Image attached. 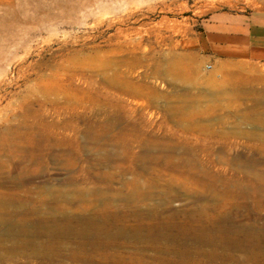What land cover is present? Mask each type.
I'll return each mask as SVG.
<instances>
[{
	"label": "rangeland",
	"instance_id": "obj_1",
	"mask_svg": "<svg viewBox=\"0 0 264 264\" xmlns=\"http://www.w3.org/2000/svg\"><path fill=\"white\" fill-rule=\"evenodd\" d=\"M1 1L0 264H264V0Z\"/></svg>",
	"mask_w": 264,
	"mask_h": 264
},
{
	"label": "crops",
	"instance_id": "obj_2",
	"mask_svg": "<svg viewBox=\"0 0 264 264\" xmlns=\"http://www.w3.org/2000/svg\"><path fill=\"white\" fill-rule=\"evenodd\" d=\"M210 41L215 50L226 48L228 52L241 58H248L254 51L264 53V19L251 22L244 30L226 40L214 38Z\"/></svg>",
	"mask_w": 264,
	"mask_h": 264
},
{
	"label": "bare ground",
	"instance_id": "obj_3",
	"mask_svg": "<svg viewBox=\"0 0 264 264\" xmlns=\"http://www.w3.org/2000/svg\"><path fill=\"white\" fill-rule=\"evenodd\" d=\"M3 1H4V0H3ZM3 1H1V2L4 3ZM6 1H7V0H6ZM9 2H11V1H9ZM9 5H10V4H9ZM9 5L6 6V7H7V8H6L7 11H9V8H8ZM4 6H5V5H4ZM13 7H14V6H13ZM11 8H12V7H11ZM0 9H2L1 11H4V10H5V8H2V7H1ZM14 9H15V8H14ZM11 10H13V9H11ZM11 13H12V12H11ZM0 14H1V13H0ZM13 14H15V10H14V13H13ZM13 14H11V15H13ZM11 15L9 14L8 17L11 16ZM1 16H2V15H1ZM13 16H14V15H13ZM5 17H6V15H5ZM11 17H12V16H11ZM13 18H14V17H13ZM15 18H16V17H15ZM4 19H5V18H4ZM7 21H9V19H8ZM7 25H8V24H7ZM12 26H13V25H12ZM13 33H14V32H13ZM13 233H14V232H13ZM15 235H16V234H15Z\"/></svg>",
	"mask_w": 264,
	"mask_h": 264
}]
</instances>
